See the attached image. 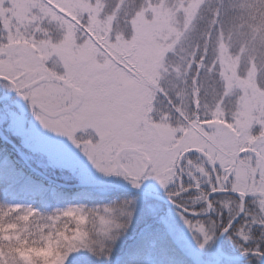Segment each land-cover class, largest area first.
Here are the masks:
<instances>
[{
    "label": "snow or ice",
    "instance_id": "snow-or-ice-1",
    "mask_svg": "<svg viewBox=\"0 0 264 264\" xmlns=\"http://www.w3.org/2000/svg\"><path fill=\"white\" fill-rule=\"evenodd\" d=\"M0 84L76 149L0 264H264V0H0Z\"/></svg>",
    "mask_w": 264,
    "mask_h": 264
},
{
    "label": "rangeland",
    "instance_id": "rangeland-1",
    "mask_svg": "<svg viewBox=\"0 0 264 264\" xmlns=\"http://www.w3.org/2000/svg\"><path fill=\"white\" fill-rule=\"evenodd\" d=\"M10 92H11L10 89H7L4 87L3 84H0V95ZM11 96L15 102H17L20 98L18 95H16L15 92L14 93L12 92ZM15 104L16 103L12 105V110L16 112L18 116L21 114L24 116L23 114L25 112L24 108H22V106L20 105L13 108ZM28 110H30V108L27 109V112ZM27 112L25 113V116L23 117L22 120L23 126L26 129L22 132V135L20 134L22 141L20 148L22 153L26 155L29 163L32 166H34L36 169H39L48 175L58 177L63 182H68V183L75 182L74 180L72 181L65 180V177L68 175L66 170L49 165L48 144L45 142L44 139H41V137L47 138L48 140L63 141L73 150H76L75 146L71 145V142L67 141L66 138L60 137L57 134L52 133L51 131L43 128L36 119L35 122L29 121V113ZM16 125L17 122L13 123L11 119H6L3 116L2 112H0V126H4L6 128H12L13 132H15ZM0 149H1L0 150V202H3L4 199L9 200L12 197L11 191L7 192L8 190H11L10 186L12 187V185H16L18 181H23L25 187L24 185L18 186L17 189L19 187L20 188L17 191V194L15 195L14 198H21L24 201L28 200L27 204L30 205L34 204L36 202V198L28 193L26 189L27 187L26 183L31 184L33 186H41L42 184L37 179L30 177L28 172H23L20 170V165L18 166V163L20 164L23 163V160L21 158H20L21 160L18 161V163H16V161H14L13 157L7 150L3 149L1 146ZM27 169L30 170L29 168ZM52 190H55L54 187ZM256 264H259V262L257 261Z\"/></svg>",
    "mask_w": 264,
    "mask_h": 264
},
{
    "label": "trees",
    "instance_id": "trees-1",
    "mask_svg": "<svg viewBox=\"0 0 264 264\" xmlns=\"http://www.w3.org/2000/svg\"><path fill=\"white\" fill-rule=\"evenodd\" d=\"M14 155V154H12ZM15 156V155H14ZM24 172H28L29 176L37 179L42 185L39 186H33L31 184H27V191L28 193L36 198V202L34 204H32L35 207H56L58 205H56L55 202V197H57V195L60 194V192L56 191V190H50L51 187L54 189H57L58 185H54L46 180H44L43 178L37 176L36 174H34L32 171L28 170L26 167H23ZM24 183L23 181H18V183H16V185H12V187L10 186L11 190H8L7 192L11 191V195L12 197L9 200H3V202H0V204H13V203H20V204H27L28 200H23L21 198H14L15 195L17 194V191L19 190V188L17 189L18 186H23ZM25 187V185H24ZM62 189V192L67 193L69 191H75L74 188H68V187H62L59 186ZM224 242V238L222 239V243Z\"/></svg>",
    "mask_w": 264,
    "mask_h": 264
},
{
    "label": "flooded vegetation",
    "instance_id": "flooded-vegetation-1",
    "mask_svg": "<svg viewBox=\"0 0 264 264\" xmlns=\"http://www.w3.org/2000/svg\"><path fill=\"white\" fill-rule=\"evenodd\" d=\"M16 104L13 106V108H15L16 106L20 105L22 106V108H24L25 112L23 113L24 116H25V113L27 112V109L30 108V110H28L27 113H29V121L31 122H35V117L32 116V111H31V107L30 105L24 101L21 97L19 98V100L17 102H15ZM22 114L19 115V117L21 118L18 122H17V125L15 126L16 127V131L13 132L12 128H6L4 126H1L3 128V131L4 133L6 134V136L12 140L15 144H17L19 147H21V135H22V132L26 129L24 126H23V123H22V120H23V117H24ZM26 118V117H25ZM21 134V135H20ZM19 138V139H18Z\"/></svg>",
    "mask_w": 264,
    "mask_h": 264
},
{
    "label": "water",
    "instance_id": "water-1",
    "mask_svg": "<svg viewBox=\"0 0 264 264\" xmlns=\"http://www.w3.org/2000/svg\"><path fill=\"white\" fill-rule=\"evenodd\" d=\"M0 137L2 138V139H4V140H8L6 137H5V135L3 134V132H2V130L0 129ZM11 145H13V146H15L12 142H9ZM21 157L23 158V160L25 161V163H27V161H26V158L21 154ZM44 178H46V179H48L47 177H45V176H43ZM48 181H51L50 179H48ZM54 183H56V184H59V183H57V182H54ZM73 185L74 184H71V185H66V184H64V186H68V187H73ZM222 239V238H221Z\"/></svg>",
    "mask_w": 264,
    "mask_h": 264
}]
</instances>
